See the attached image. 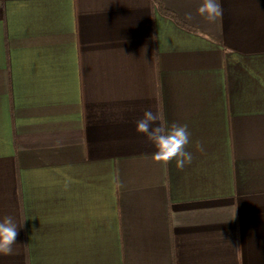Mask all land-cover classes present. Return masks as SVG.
<instances>
[{
    "label": "crops",
    "instance_id": "obj_1",
    "mask_svg": "<svg viewBox=\"0 0 264 264\" xmlns=\"http://www.w3.org/2000/svg\"><path fill=\"white\" fill-rule=\"evenodd\" d=\"M161 2L0 0V264H264V0ZM158 107L183 170L136 131Z\"/></svg>",
    "mask_w": 264,
    "mask_h": 264
},
{
    "label": "clouds",
    "instance_id": "obj_2",
    "mask_svg": "<svg viewBox=\"0 0 264 264\" xmlns=\"http://www.w3.org/2000/svg\"><path fill=\"white\" fill-rule=\"evenodd\" d=\"M196 14L208 23L217 22L223 16L221 0H201ZM185 19L192 21L194 17L191 13H186ZM136 131L154 147L155 151L152 153L154 162L167 166L175 161L178 170H183L193 162V153L187 150L191 142L188 125L169 123L162 107H158L156 111L146 110L142 118L136 121ZM196 148L200 152L204 151L200 142L196 143ZM25 220L21 219L18 222L13 216L0 217V256L15 254L14 246L17 245L19 229L23 227Z\"/></svg>",
    "mask_w": 264,
    "mask_h": 264
},
{
    "label": "trees",
    "instance_id": "obj_3",
    "mask_svg": "<svg viewBox=\"0 0 264 264\" xmlns=\"http://www.w3.org/2000/svg\"><path fill=\"white\" fill-rule=\"evenodd\" d=\"M160 8H162V2H161V0H153ZM163 11L166 13V14H168V15H170V16H172L175 20H176V22H178L179 24H181V25H184L183 23H182V21H180V19L176 16V15H173L172 13H170V12H168V11H165V9L163 8Z\"/></svg>",
    "mask_w": 264,
    "mask_h": 264
}]
</instances>
